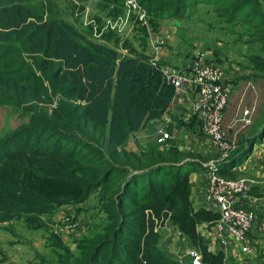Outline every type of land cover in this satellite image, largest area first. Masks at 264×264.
Wrapping results in <instances>:
<instances>
[{
    "label": "trees",
    "instance_id": "1",
    "mask_svg": "<svg viewBox=\"0 0 264 264\" xmlns=\"http://www.w3.org/2000/svg\"><path fill=\"white\" fill-rule=\"evenodd\" d=\"M140 2L146 11L163 10L169 18L198 4L220 6L225 21L249 28L247 41L263 51L250 60L264 74V0ZM173 96L161 63L146 54L120 56L24 0H0V105L24 106L30 113L27 122L0 138V164L64 181L81 198L97 190L105 215L101 232L77 239V255L65 253L58 264H188L159 249L156 228L165 220L199 252L201 264H223L221 251L209 249L196 228L197 219L211 226L217 214L191 209L188 176L208 172L212 162L216 174L241 178L235 167L260 142L264 120L217 161L172 145L122 148L131 132L162 118ZM62 202L0 177V222L49 214Z\"/></svg>",
    "mask_w": 264,
    "mask_h": 264
},
{
    "label": "rangeland",
    "instance_id": "2",
    "mask_svg": "<svg viewBox=\"0 0 264 264\" xmlns=\"http://www.w3.org/2000/svg\"><path fill=\"white\" fill-rule=\"evenodd\" d=\"M126 1L24 0L35 11L43 12L45 17L63 19L82 37L110 46L120 56L139 53L150 58L159 47L161 56H167L163 58L164 62L170 63L171 58L176 60L179 55L186 62H191L195 60L194 55L202 51L210 57L209 60L233 67L238 76L233 81L222 126L227 139L234 144L229 152L240 146L248 136L245 134L255 131L264 120V74L250 60L251 55H262L263 51L257 42L247 41L245 34L249 28L239 22L225 21L220 15V6L198 4L185 8L179 18H169L163 10L146 11L141 0H132L133 4H127ZM51 106H47L48 110ZM243 109L249 110L247 124L239 120ZM29 115L24 106L0 105V138L17 125L27 122ZM229 121L234 125L227 129ZM146 125L150 126L148 122ZM184 126L188 131H195L192 139L188 136L184 141V149L188 148V151L214 161L221 159L220 155L206 154L212 145L191 113ZM147 127L131 132L122 148L138 152L152 145L160 148L173 145L170 138L164 144L158 145L150 132L139 136L138 132L141 130L156 131V127L151 130ZM210 163L212 162L207 164ZM257 170V176L251 170L246 172L255 178H241L246 181H260L264 174V164L257 163ZM0 177L29 186L54 203L57 200L64 201L49 214L29 215L15 221L0 222V264H58L65 253L77 255V239L93 238L101 232L105 224L97 190L92 191L86 198H81V192L71 184L44 177L37 172L23 173L5 163L0 164ZM202 189L203 185L201 191ZM246 189H250L249 185ZM190 197L193 195L191 196L189 189V206L192 210H199L201 206L192 204ZM196 225L197 230L202 226L200 219L196 220ZM156 230L159 234V249L171 258L188 263L189 257L186 253L189 250L197 251L167 220ZM244 264H264V259L245 261Z\"/></svg>",
    "mask_w": 264,
    "mask_h": 264
},
{
    "label": "built area",
    "instance_id": "3",
    "mask_svg": "<svg viewBox=\"0 0 264 264\" xmlns=\"http://www.w3.org/2000/svg\"><path fill=\"white\" fill-rule=\"evenodd\" d=\"M127 4H133L127 0ZM195 60L186 62L184 69L163 72L166 81L174 88V95L184 97L189 112L199 122L200 130L209 143L222 152L221 158L234 148L233 141L228 140L222 122L224 111L229 103L231 85L228 81L219 78L217 66L210 62L205 52L198 51ZM249 110L243 109L239 120L243 124L249 122ZM154 141L158 145L164 144L170 135L162 129L157 130ZM211 170L206 173L202 189V208L217 214L211 223L213 238L220 247L236 246L243 253L249 251L246 239L247 229L251 226L254 213L247 206L235 205V196L244 192L249 180L243 178L227 179ZM188 264H201L200 254L189 250Z\"/></svg>",
    "mask_w": 264,
    "mask_h": 264
},
{
    "label": "crops",
    "instance_id": "4",
    "mask_svg": "<svg viewBox=\"0 0 264 264\" xmlns=\"http://www.w3.org/2000/svg\"><path fill=\"white\" fill-rule=\"evenodd\" d=\"M158 50L159 47L158 49H156V53H154V55L150 58L154 59L158 63H161L163 72L167 73L172 70H180L185 68L184 66H186L187 63L184 61V58L181 59L180 55L176 57V60L171 58V62L168 63V61H163V58L167 57L166 54L163 57L161 56V52ZM168 54L171 55V53ZM206 56L209 60L210 57L207 54ZM174 60L177 61L175 64L173 63L175 62ZM209 61L217 66L219 70L220 80L228 81L232 89L234 84L233 81L238 76L237 71L229 65H223V62L219 63L217 61H211V59ZM189 114L190 112L188 104L184 100V97L180 95H174L169 107L166 109L162 118L149 120L148 123L150 124V126L147 127L146 125L143 128L145 129L147 127L151 130L156 127V131L141 130L140 132H138V135L141 136L143 133L150 132V135H152L155 139L158 132L157 130L162 129L170 135V139L173 142L172 146H176V148L178 147V150L185 151L188 148H183L184 141L188 136H190V139H192V136L195 134V131H188L184 126V123L187 122L189 118ZM180 122H182L183 125H181ZM233 122H228L227 129L232 128V126L234 125ZM249 132L255 133L256 131ZM212 147L208 149L206 154L210 156L220 155L221 157L223 153L216 149L214 146ZM165 148L166 147L160 149ZM257 163H259L260 165L264 164V135L262 136L259 143H255L252 145L248 157L242 163L236 166L235 169L241 172V176H252L249 175V173H246L250 170L254 172V174L257 176V174H259V171L257 170ZM252 169H255V171H253ZM262 176L263 177H261L262 179L260 181L248 179L252 182L249 185L250 189H246L244 192L235 196L234 199L235 205L247 206L254 213L253 222L246 232V239L248 241L249 246V251L247 253H243L236 246H225L223 248L220 247L217 244L216 240L213 238L212 230L210 226H208L207 221H203L202 226L198 228L199 232L204 236V241L207 244L208 248L211 250L221 251L223 257V264H244L245 261H254L258 260L259 258L264 259V186L256 184H264V174H262ZM205 178L206 173L201 171L193 172L188 176V187L191 190V196L193 195V197H190L189 200L192 204L201 206V208L203 207L201 185H204Z\"/></svg>",
    "mask_w": 264,
    "mask_h": 264
}]
</instances>
